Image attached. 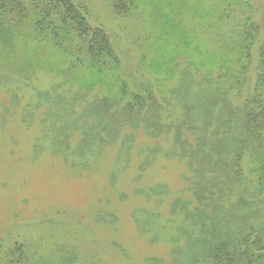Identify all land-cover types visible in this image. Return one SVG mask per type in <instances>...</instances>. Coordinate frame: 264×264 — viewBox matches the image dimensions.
Listing matches in <instances>:
<instances>
[{"label": "rangeland", "instance_id": "374dc122", "mask_svg": "<svg viewBox=\"0 0 264 264\" xmlns=\"http://www.w3.org/2000/svg\"><path fill=\"white\" fill-rule=\"evenodd\" d=\"M219 1L73 0L115 50L103 71L77 31L59 32L68 40L58 44L37 39L39 2L24 0L32 19L0 47V264H192L209 245L222 214L209 222L203 173L175 154L173 136L118 108L153 93L166 102L165 124L209 150V95L232 84L220 68L244 64L241 21L260 28L255 71L264 43V0L224 20L234 25L222 33ZM251 76L235 103L253 93ZM229 124L236 131L238 120ZM227 220L226 230L243 223Z\"/></svg>", "mask_w": 264, "mask_h": 264}, {"label": "trees", "instance_id": "16d2710c", "mask_svg": "<svg viewBox=\"0 0 264 264\" xmlns=\"http://www.w3.org/2000/svg\"><path fill=\"white\" fill-rule=\"evenodd\" d=\"M31 1L39 2L35 8L40 9L43 18L40 21L37 19L35 23L37 39L48 41L52 37L58 44L67 39L59 32L77 31L78 35L88 37L89 57L100 63L97 65L95 62L99 69L104 71L107 65L111 67L116 62V53L106 31L101 27L93 28L86 14L73 0ZM120 1L114 0L117 4ZM250 2L220 0L221 19L218 22L229 20L235 15L240 17L243 11H248L252 6ZM31 19L32 13L26 8L24 0H0V47L13 46L19 38V25ZM225 21L219 25L218 33H222L226 26L233 27L234 24ZM244 21L240 23L238 38L242 46L241 53L236 57L240 64L244 61L242 69L228 71L220 68L222 77L232 84L222 87V93L225 94L209 95V132L212 131L209 150H204V146L202 149L189 146L181 124L174 127L165 124L166 115L163 116V113L166 102H161L153 93L148 97L134 95L131 101L119 104L118 108L129 118H146L150 127L160 128L159 135L173 136L177 150L175 154L186 158L192 168L198 166L197 170L204 175L202 179L209 185V201L215 205L212 208L215 216L209 214V222L218 226L215 221L219 210L222 217H219L218 227L221 229L209 231V234L212 233L209 235V245L193 256L192 264H264V43L259 49L260 58L255 71L250 48L259 39L260 28ZM253 73V93L246 95L240 103H235L243 97L246 87L253 80ZM120 88L124 92V84ZM132 113L135 114L130 115ZM234 118L238 120V127L236 131H231L232 124L229 123ZM209 171L213 174L212 178L206 177ZM216 183L220 188H216ZM225 201H233L229 203L228 209L224 206ZM237 209H240L241 215L235 212ZM236 218L243 222L240 227L234 230L222 228L224 219L230 222ZM218 233L225 235L215 237ZM22 251L19 247L14 249V253L20 254Z\"/></svg>", "mask_w": 264, "mask_h": 264}]
</instances>
